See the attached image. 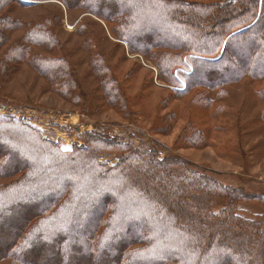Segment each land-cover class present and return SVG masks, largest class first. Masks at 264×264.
Here are the masks:
<instances>
[{
	"label": "trees",
	"instance_id": "1",
	"mask_svg": "<svg viewBox=\"0 0 264 264\" xmlns=\"http://www.w3.org/2000/svg\"><path fill=\"white\" fill-rule=\"evenodd\" d=\"M35 1L42 0H0V16L7 4L29 6ZM61 1L68 10H86L105 22L120 21L117 38L128 43L130 52L150 57L158 50L150 59L163 80L181 87L174 76L177 71L186 81L178 94L204 88L208 94L218 91L221 97L226 93L223 87L244 78L264 79V0H238L219 9L182 0ZM7 24L19 26L0 17V46ZM25 41L54 43L41 24L28 29ZM24 48L6 55L22 60ZM185 60L192 67L189 74L180 69L188 71ZM40 65L39 70L50 73L56 62L40 61ZM262 114L264 120V109ZM196 133L189 140L198 147L202 139ZM83 141L85 147L63 150L38 128L0 116V178L20 175L0 185V261L264 264V225L230 208L242 200L264 202L263 194L224 186L192 164L193 170L174 174V179L162 175L168 167L185 169L190 163L159 160L157 150L145 154L154 166L140 164L137 155L111 167L100 161L99 148L114 144L91 132L84 134ZM219 198L228 208L214 213ZM127 201L139 203V212L126 210L122 203ZM5 222L11 227L6 228ZM41 250L48 254L43 257Z\"/></svg>",
	"mask_w": 264,
	"mask_h": 264
},
{
	"label": "rangeland",
	"instance_id": "2",
	"mask_svg": "<svg viewBox=\"0 0 264 264\" xmlns=\"http://www.w3.org/2000/svg\"><path fill=\"white\" fill-rule=\"evenodd\" d=\"M182 1L219 9L238 0ZM85 11L68 10L61 0L4 7L0 17L19 26H5V41L0 46V116L38 128L63 150L85 147L86 132L101 135L115 145L99 148L100 161L111 167L137 155L140 164L154 166L147 155L157 150L159 160L167 157L190 163L185 169L168 167L162 175L174 179V174L193 170L192 164L224 186L264 195V79L244 78L223 87L226 93L221 97L218 91L208 94L204 88L178 94L176 90L184 89L186 81L177 71L174 76L181 87L163 80L150 59L158 50L149 53L150 57L130 52L128 43L117 38L120 21L105 22ZM40 24L49 30L53 44L25 41L28 29ZM22 47V60L6 55ZM51 60L56 62L54 70H39L40 61ZM185 63L188 71L180 69L189 74L192 67ZM195 130L202 139L198 147L189 140ZM19 176L0 178V185ZM110 194L116 198V193ZM137 204L127 201L122 206L138 211ZM225 207V199L219 198L214 213ZM230 208L264 225V202L242 200ZM4 225L11 227L10 222ZM42 253L43 257L48 254ZM0 264L13 261L5 259Z\"/></svg>",
	"mask_w": 264,
	"mask_h": 264
}]
</instances>
